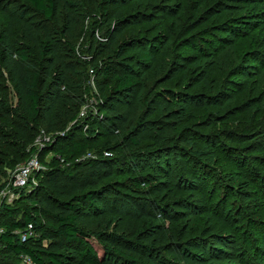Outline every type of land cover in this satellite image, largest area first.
I'll use <instances>...</instances> for the list:
<instances>
[{
  "label": "rangeland",
  "instance_id": "1",
  "mask_svg": "<svg viewBox=\"0 0 264 264\" xmlns=\"http://www.w3.org/2000/svg\"><path fill=\"white\" fill-rule=\"evenodd\" d=\"M67 1L73 5L66 13L73 21L74 45L73 58L67 62L74 66L71 82L79 94L64 111L76 118L61 131L39 130L28 134L29 142L20 140L13 128L20 115L17 99L0 66V210L30 212L33 184L14 189L9 179L17 167L37 158L32 149L80 126L96 144L79 161L98 154L121 156L113 149L122 134L138 126L143 138L133 151L150 154L148 173L155 181L152 185L159 184L137 193L139 202L156 212L145 237L153 241L163 233L155 245L138 240L145 261L264 264V0ZM115 5L127 13L151 16L125 32L117 45L133 32V37L152 42L157 62L140 73L135 97L107 99L95 70L108 57L103 37L108 19L103 9ZM26 7L25 0H0V34H6L7 26L17 33L8 42L0 41V58L10 57L20 45V27L11 16H21ZM204 42L210 47H203ZM105 102L111 107L107 116L124 124L114 137L102 138L92 126L102 119ZM50 159L47 155L44 162ZM115 169L112 181L117 185L135 171L123 164ZM9 195H13L10 202ZM85 221L97 232L128 239L145 224L132 204ZM16 264L27 262L19 258Z\"/></svg>",
  "mask_w": 264,
  "mask_h": 264
},
{
  "label": "trees",
  "instance_id": "2",
  "mask_svg": "<svg viewBox=\"0 0 264 264\" xmlns=\"http://www.w3.org/2000/svg\"><path fill=\"white\" fill-rule=\"evenodd\" d=\"M25 2V12L17 18L11 16L20 27V45L10 57L0 58V66L7 74V82L18 103L19 121L13 124L16 136L29 142V133L61 131L74 121L76 114L64 109L79 93L71 82L74 66L67 62L74 54V45L70 42L73 21L67 14L73 9L72 3L67 0ZM103 10L108 19L103 35L108 57L95 70L98 87L107 99L135 97L140 73L156 64L157 53H154L152 42L133 37V32L119 45L117 40L151 16L141 12L127 13L120 5ZM12 34L17 33L7 26L6 34H0L1 43L8 42ZM204 44L203 47H210L208 42ZM259 64L263 62L259 60ZM110 109L105 102L100 108L102 119L97 118L92 123L102 138L114 137L124 125L118 122V117L107 116ZM137 127L122 134L119 146L113 149L121 151V156L98 154L79 161L96 144L95 137L86 134L80 126L55 136L38 150L32 149L45 170L36 176V185L30 195V199L35 198L30 212L11 207L0 210V264H16L21 257L29 258L32 264H150L139 250L138 240L155 245L163 239V233L153 236V241L145 237L156 212L143 206L137 193L143 192V188L152 191L159 184L152 185L155 181L148 173L152 171L147 163L150 154L133 151L143 138L142 132L138 135ZM2 142L0 137V148ZM47 155H51V159L45 163ZM119 164L135 168V171L129 173L125 183L117 185L112 180ZM125 204H132L145 221L129 239L85 226V218H100ZM29 224L35 236L22 242L20 233ZM194 251L198 253V246Z\"/></svg>",
  "mask_w": 264,
  "mask_h": 264
},
{
  "label": "built area",
  "instance_id": "3",
  "mask_svg": "<svg viewBox=\"0 0 264 264\" xmlns=\"http://www.w3.org/2000/svg\"><path fill=\"white\" fill-rule=\"evenodd\" d=\"M51 140L47 141L50 142ZM44 145H40V148H42ZM106 156V155H105ZM90 158H93L91 156ZM45 170V167L40 164L38 158L34 157L28 160L26 163L20 165L17 167L10 175L9 182L14 189H26L29 187L30 183L33 184V186L36 185V176L40 174L42 171ZM31 186V187H33ZM13 195L8 196V202L12 200ZM2 231H0L1 233ZM18 232L17 234H19ZM35 234L33 232L32 225H28L27 228L24 230V232L20 233V239L22 242L26 241V239L30 237H34ZM22 259L26 260L27 264H32V262L27 257H21Z\"/></svg>",
  "mask_w": 264,
  "mask_h": 264
}]
</instances>
